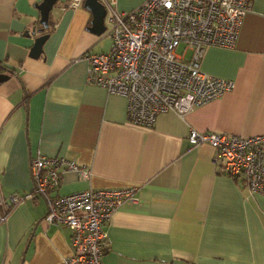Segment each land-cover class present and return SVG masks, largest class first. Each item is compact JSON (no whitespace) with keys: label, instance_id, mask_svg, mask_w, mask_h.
I'll list each match as a JSON object with an SVG mask.
<instances>
[{"label":"crops","instance_id":"1","mask_svg":"<svg viewBox=\"0 0 264 264\" xmlns=\"http://www.w3.org/2000/svg\"><path fill=\"white\" fill-rule=\"evenodd\" d=\"M41 1L0 0V65L9 75L0 83V196L32 191V158L62 156L88 174L64 171L52 195L134 189L135 203L106 225L104 264H264V195L222 173L213 148L189 138L259 135L264 160V0H251L232 47H207L200 61L232 90L158 114L148 127L129 120L126 98L88 83L86 57L108 51L111 39L105 48L88 30L82 0L56 2L43 52L29 57ZM116 1L131 11L146 0ZM46 212L44 198L0 208V264H60L71 254L70 230L47 224Z\"/></svg>","mask_w":264,"mask_h":264},{"label":"built area","instance_id":"2","mask_svg":"<svg viewBox=\"0 0 264 264\" xmlns=\"http://www.w3.org/2000/svg\"><path fill=\"white\" fill-rule=\"evenodd\" d=\"M79 1L71 0L72 5ZM99 1L106 8L111 45L106 52L88 54L87 81L126 98L133 124L148 127L158 114L184 113L232 90V81L202 73L200 61L207 47L234 45L251 0H146L131 11L118 10L116 0ZM189 138L191 144L213 148L222 173L241 179L252 194L264 195L261 136L192 131ZM66 170L88 174L62 156L37 155L30 162L32 191L0 196V208L8 213L32 199L33 192L44 197L45 222L71 232V254L60 264H103L110 249L105 225L124 203H135L134 189L89 188L47 198Z\"/></svg>","mask_w":264,"mask_h":264},{"label":"water","instance_id":"3","mask_svg":"<svg viewBox=\"0 0 264 264\" xmlns=\"http://www.w3.org/2000/svg\"><path fill=\"white\" fill-rule=\"evenodd\" d=\"M60 0H42L39 4L35 5L39 10V25L41 26L38 29L39 35L34 38L32 47L29 50V57L37 59L43 52V44L47 40L49 34L44 31L48 29V18L49 13L52 7ZM83 7L91 13V22L88 30L100 36L105 32V17H106V8L99 0H82ZM44 32V33H43ZM0 69H3L0 65ZM9 78V75L5 72H0V83L6 81Z\"/></svg>","mask_w":264,"mask_h":264},{"label":"rangeland","instance_id":"4","mask_svg":"<svg viewBox=\"0 0 264 264\" xmlns=\"http://www.w3.org/2000/svg\"><path fill=\"white\" fill-rule=\"evenodd\" d=\"M100 37H102L103 43L105 44V48L108 47L109 44H110V41H109L110 40V37L106 34V32H104ZM181 49H182V45L178 48V52L179 53L181 52ZM110 217L108 218V221H107L106 225L108 224V222L110 220ZM109 245H110V243H109ZM103 264H104V262H103Z\"/></svg>","mask_w":264,"mask_h":264},{"label":"trees","instance_id":"5","mask_svg":"<svg viewBox=\"0 0 264 264\" xmlns=\"http://www.w3.org/2000/svg\"><path fill=\"white\" fill-rule=\"evenodd\" d=\"M47 30V29H46ZM59 188V187H58ZM57 188V189H58ZM55 191H51V192H49L48 194H47V198H54V197H56V196H58V194L57 193H55V194H53L52 195V193H54ZM24 194V193H23ZM38 198H44V197H41L40 195H38V194H35L34 192H33V194H32V201H35L36 199H38ZM45 199V198H44ZM28 200V199H27ZM45 201H46V199H45ZM45 216V215H44ZM105 228H106V225H105Z\"/></svg>","mask_w":264,"mask_h":264},{"label":"flooded vegetation","instance_id":"6","mask_svg":"<svg viewBox=\"0 0 264 264\" xmlns=\"http://www.w3.org/2000/svg\"><path fill=\"white\" fill-rule=\"evenodd\" d=\"M0 72H2V69H0Z\"/></svg>","mask_w":264,"mask_h":264}]
</instances>
